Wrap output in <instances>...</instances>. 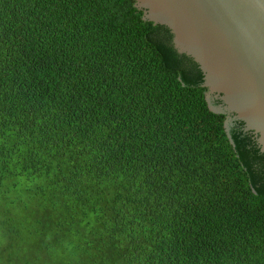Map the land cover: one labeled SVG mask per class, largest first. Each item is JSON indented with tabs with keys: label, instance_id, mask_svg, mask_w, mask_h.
<instances>
[{
	"label": "trees",
	"instance_id": "trees-1",
	"mask_svg": "<svg viewBox=\"0 0 264 264\" xmlns=\"http://www.w3.org/2000/svg\"><path fill=\"white\" fill-rule=\"evenodd\" d=\"M134 0H0V264H264L235 113Z\"/></svg>",
	"mask_w": 264,
	"mask_h": 264
},
{
	"label": "water",
	"instance_id": "water-1",
	"mask_svg": "<svg viewBox=\"0 0 264 264\" xmlns=\"http://www.w3.org/2000/svg\"><path fill=\"white\" fill-rule=\"evenodd\" d=\"M143 19L170 31L176 51L198 70L207 96L221 101L213 114L235 113L241 138L264 175V0H134Z\"/></svg>",
	"mask_w": 264,
	"mask_h": 264
},
{
	"label": "rangeland",
	"instance_id": "rangeland-1",
	"mask_svg": "<svg viewBox=\"0 0 264 264\" xmlns=\"http://www.w3.org/2000/svg\"><path fill=\"white\" fill-rule=\"evenodd\" d=\"M211 105V104H210ZM212 106V105H211Z\"/></svg>",
	"mask_w": 264,
	"mask_h": 264
}]
</instances>
